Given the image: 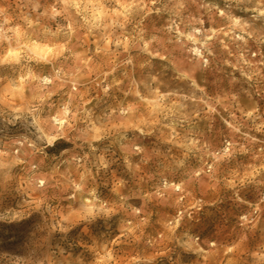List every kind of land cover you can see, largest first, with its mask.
I'll return each mask as SVG.
<instances>
[{
	"label": "rangeland",
	"instance_id": "374dc122",
	"mask_svg": "<svg viewBox=\"0 0 264 264\" xmlns=\"http://www.w3.org/2000/svg\"><path fill=\"white\" fill-rule=\"evenodd\" d=\"M0 264H264V0H0Z\"/></svg>",
	"mask_w": 264,
	"mask_h": 264
},
{
	"label": "bare ground",
	"instance_id": "6f19581e",
	"mask_svg": "<svg viewBox=\"0 0 264 264\" xmlns=\"http://www.w3.org/2000/svg\"><path fill=\"white\" fill-rule=\"evenodd\" d=\"M47 143H48V145H51L53 143V141L51 140V141H48Z\"/></svg>",
	"mask_w": 264,
	"mask_h": 264
}]
</instances>
